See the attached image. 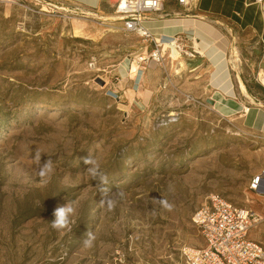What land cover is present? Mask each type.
<instances>
[{"label":"rangeland","instance_id":"1","mask_svg":"<svg viewBox=\"0 0 264 264\" xmlns=\"http://www.w3.org/2000/svg\"><path fill=\"white\" fill-rule=\"evenodd\" d=\"M52 1L74 13L0 0V264H183L205 244L192 217L211 194L261 217L264 243V180L250 188L264 119L221 111L174 54L138 62L154 46L123 29L117 0ZM235 36L234 74L264 114L260 45ZM37 151L53 162L43 179ZM67 203L70 230L53 229Z\"/></svg>","mask_w":264,"mask_h":264},{"label":"crops","instance_id":"2","mask_svg":"<svg viewBox=\"0 0 264 264\" xmlns=\"http://www.w3.org/2000/svg\"><path fill=\"white\" fill-rule=\"evenodd\" d=\"M196 1L188 7L177 0H167L162 11L146 16L145 25L157 38L180 35L189 49L195 46L199 51L195 57L181 55L170 46L171 57L176 55L173 58L182 65L184 74L195 77V86L203 87L202 94L221 98L216 106L221 111L241 112L247 119L254 118L249 121L255 124L260 117L264 119L263 110L249 101L247 81L234 74L229 52L238 41L235 34H242L245 41L260 45V50L252 45L253 49L257 48L252 67L254 73L264 72V4L249 3V0ZM261 126L264 128V123Z\"/></svg>","mask_w":264,"mask_h":264},{"label":"built area","instance_id":"3","mask_svg":"<svg viewBox=\"0 0 264 264\" xmlns=\"http://www.w3.org/2000/svg\"><path fill=\"white\" fill-rule=\"evenodd\" d=\"M11 5H35L40 12L61 14L69 17L73 10L53 3L52 0H2ZM167 0H117L115 13L123 21V29L132 32L149 43L154 48L147 55L138 56V62H145L150 58L164 62L171 58V47L174 45L180 54L195 57L198 50L195 46L188 48L184 38L180 35L155 37L153 32L146 27V16L163 10ZM196 0H177L179 4L191 6ZM249 3L264 4V0H249ZM46 4L50 10L43 9ZM61 8L63 10H61ZM143 53H147L143 52ZM163 64V63H162ZM264 179L261 171L252 179L251 190L259 188L260 180ZM261 217L244 207L226 199L220 194H211L196 210L192 220L199 228L205 244L199 248L186 247L182 251L183 264H264V243L251 237L253 226Z\"/></svg>","mask_w":264,"mask_h":264},{"label":"clouds","instance_id":"4","mask_svg":"<svg viewBox=\"0 0 264 264\" xmlns=\"http://www.w3.org/2000/svg\"><path fill=\"white\" fill-rule=\"evenodd\" d=\"M41 155L42 153L37 151L35 154V158L39 166L38 175L43 179L44 177L48 176L53 172V162L50 159H47L46 161L41 163ZM84 163L88 165V171L92 175H95L97 173V162L91 156L85 158ZM75 212V208L68 203L66 205L57 207L53 212L54 219L50 221L51 227L56 230H70L71 225L73 223L72 217L75 215ZM90 243L91 239L85 241V244Z\"/></svg>","mask_w":264,"mask_h":264},{"label":"bare ground","instance_id":"5","mask_svg":"<svg viewBox=\"0 0 264 264\" xmlns=\"http://www.w3.org/2000/svg\"><path fill=\"white\" fill-rule=\"evenodd\" d=\"M98 0H88V2L89 3H92V4H96V2H97ZM197 2V1H196ZM43 9L44 10H46V11H49L50 10V8L46 5V4H44L43 5ZM111 15V14H110ZM167 46H173L174 48H175V50L178 52V53H180V51L174 46V45H166V47ZM180 66H182V65H180ZM183 68V67H182ZM135 71V70H134ZM240 83H241V87L243 88V90L244 91H246L245 90V87H244V84H243V82L241 81V79H240ZM225 111V110H224ZM230 111H232V110H230ZM248 111H249V109H248ZM231 114V113H230ZM264 179H262V180H260V184H261V182L263 181ZM260 184H259V187H260ZM257 192H259V188H258V190H257Z\"/></svg>","mask_w":264,"mask_h":264},{"label":"water","instance_id":"6","mask_svg":"<svg viewBox=\"0 0 264 264\" xmlns=\"http://www.w3.org/2000/svg\"><path fill=\"white\" fill-rule=\"evenodd\" d=\"M102 82V84L104 83L103 81H101ZM210 100V102L211 103H213L214 104V100L213 99H209ZM262 189L264 190V181H263V186H262Z\"/></svg>","mask_w":264,"mask_h":264}]
</instances>
